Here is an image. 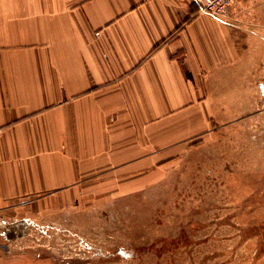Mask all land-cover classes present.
Returning <instances> with one entry per match:
<instances>
[{"label":"crops","instance_id":"obj_1","mask_svg":"<svg viewBox=\"0 0 264 264\" xmlns=\"http://www.w3.org/2000/svg\"><path fill=\"white\" fill-rule=\"evenodd\" d=\"M263 10L241 0L222 20L193 0H0V264L20 263L19 221L146 184L212 134L217 106L245 103L263 75Z\"/></svg>","mask_w":264,"mask_h":264},{"label":"rangeland","instance_id":"obj_2","mask_svg":"<svg viewBox=\"0 0 264 264\" xmlns=\"http://www.w3.org/2000/svg\"><path fill=\"white\" fill-rule=\"evenodd\" d=\"M251 84L146 184L19 221V264H264V69Z\"/></svg>","mask_w":264,"mask_h":264},{"label":"built area","instance_id":"obj_3","mask_svg":"<svg viewBox=\"0 0 264 264\" xmlns=\"http://www.w3.org/2000/svg\"><path fill=\"white\" fill-rule=\"evenodd\" d=\"M198 4L202 13L213 17L227 20L230 17V8L238 4L241 0H193Z\"/></svg>","mask_w":264,"mask_h":264},{"label":"bare ground","instance_id":"obj_4","mask_svg":"<svg viewBox=\"0 0 264 264\" xmlns=\"http://www.w3.org/2000/svg\"><path fill=\"white\" fill-rule=\"evenodd\" d=\"M13 230V229H12Z\"/></svg>","mask_w":264,"mask_h":264}]
</instances>
